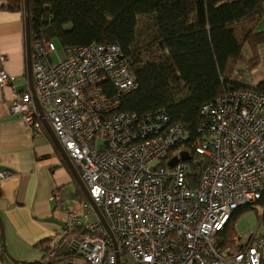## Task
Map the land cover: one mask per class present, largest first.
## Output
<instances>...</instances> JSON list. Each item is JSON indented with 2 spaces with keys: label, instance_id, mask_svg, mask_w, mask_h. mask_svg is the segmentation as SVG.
Masks as SVG:
<instances>
[{
  "label": "built area",
  "instance_id": "1",
  "mask_svg": "<svg viewBox=\"0 0 264 264\" xmlns=\"http://www.w3.org/2000/svg\"><path fill=\"white\" fill-rule=\"evenodd\" d=\"M61 48L63 57L51 40L31 42L36 98L114 239L98 218L69 212L60 239L74 255L50 253L41 264H264V231L234 234L227 245L219 237L240 207L262 206L264 222V94L249 73L234 70L244 87L202 106L199 138L187 149L185 130L164 111L120 108L137 81L118 44ZM13 82L1 68L0 87ZM13 91L9 112L41 136L31 90ZM81 205L92 209L87 199Z\"/></svg>",
  "mask_w": 264,
  "mask_h": 264
},
{
  "label": "trees",
  "instance_id": "2",
  "mask_svg": "<svg viewBox=\"0 0 264 264\" xmlns=\"http://www.w3.org/2000/svg\"><path fill=\"white\" fill-rule=\"evenodd\" d=\"M23 1L7 0L2 8L23 15ZM28 11L31 42L118 44L137 81L120 108L138 114L164 111L185 130L187 149L199 138L202 106L228 89L244 87L234 70L249 72L264 41V31H256L264 0H28ZM140 18L148 20L142 28ZM254 88L264 94V78ZM77 196L86 200L81 189ZM248 208L232 212L219 233L222 245L229 244L236 217ZM73 232L85 233L82 227ZM51 244L45 238L34 245L42 251L38 264L50 253L55 259L74 255L62 238Z\"/></svg>",
  "mask_w": 264,
  "mask_h": 264
},
{
  "label": "crops",
  "instance_id": "3",
  "mask_svg": "<svg viewBox=\"0 0 264 264\" xmlns=\"http://www.w3.org/2000/svg\"><path fill=\"white\" fill-rule=\"evenodd\" d=\"M6 2L0 0V69L13 76L14 82L0 87V171L10 172L0 179L4 231V249L0 236V264H14L9 257L28 262L35 251L42 256L34 245L45 238L52 244L58 242L67 213L79 214L85 222L89 221L77 196L81 188L46 128L42 125L43 134L34 136L30 128L9 112L13 89L22 92L30 88L23 15L2 8ZM256 31H264V16ZM257 51L256 65L248 72L254 84L264 78V41L257 45ZM248 57L245 54V59ZM96 218L94 212L93 220Z\"/></svg>",
  "mask_w": 264,
  "mask_h": 264
},
{
  "label": "water",
  "instance_id": "4",
  "mask_svg": "<svg viewBox=\"0 0 264 264\" xmlns=\"http://www.w3.org/2000/svg\"><path fill=\"white\" fill-rule=\"evenodd\" d=\"M23 22H24V37H25L26 75H27V79H28V83H29V88H30L31 93L33 95L34 101L37 105L39 116L41 118L42 124L46 128L48 133L50 134L52 140L54 141V143H55V145H56V147H57V149L61 155V157L64 159V161L68 165L69 169L71 170L74 178L78 182V184H79L84 196L86 197L87 201L89 202L91 208L94 210L98 219L105 225L110 238L113 240L114 239L113 234L110 231V229L108 228V225L106 224L100 210L98 209V207L96 206V204L92 200V198L88 192L87 187L85 186L84 182L81 180V178L78 175L76 167L74 166V164L71 161V159L69 158L68 154L65 152L63 146L61 145V143L59 142V140L55 136L53 130L51 129V127L49 125V122L43 117V112H42V110L38 104L36 94H35V90H34V86H33V82H32V75H31V49H30L31 40H30V27H29L28 0L23 1ZM187 158H188V153L186 151H182L180 159L186 160ZM176 161H177V158L173 157L169 161V165L173 166L176 163ZM0 236L2 239V248L4 249V231H3V224H2L1 217H0ZM114 247H115V243H114ZM9 258L11 259V261L14 264H22L18 260H15L11 257H9Z\"/></svg>",
  "mask_w": 264,
  "mask_h": 264
},
{
  "label": "rangeland",
  "instance_id": "5",
  "mask_svg": "<svg viewBox=\"0 0 264 264\" xmlns=\"http://www.w3.org/2000/svg\"><path fill=\"white\" fill-rule=\"evenodd\" d=\"M148 23V20L146 18H140L139 20V28H142L145 24ZM54 44L56 45L57 51L59 52L60 56L63 57L64 53L62 52V48L60 44L54 40ZM57 59L55 58L54 61ZM92 209L85 210L88 211L90 215H88L87 220L91 221L94 218V211H89ZM263 208L260 205L253 204L248 208L247 210L243 211L241 214H239L234 223H233V235L242 236L241 240L244 239V237L249 236L250 234L254 233L255 230L261 232L264 231V222L260 221V216H262ZM6 244V241H5ZM36 254H32L28 258V262H31V264H38V262L41 259V252L35 251Z\"/></svg>",
  "mask_w": 264,
  "mask_h": 264
}]
</instances>
